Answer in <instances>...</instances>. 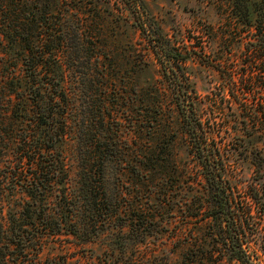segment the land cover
Returning a JSON list of instances; mask_svg holds the SVG:
<instances>
[{
    "label": "rangeland",
    "instance_id": "rangeland-1",
    "mask_svg": "<svg viewBox=\"0 0 264 264\" xmlns=\"http://www.w3.org/2000/svg\"><path fill=\"white\" fill-rule=\"evenodd\" d=\"M140 2L148 19L159 25L173 45L191 56L204 55L205 62L209 57L226 56L236 63L253 30L241 27L243 18L232 10L235 0ZM242 2L252 25L264 0ZM7 6L16 9L20 26L43 16L52 27L53 51L58 56L72 55L74 59L78 49L84 50V57L80 53L78 60H62L67 107L60 108L63 115L54 116L62 132L52 141L54 150L40 154L46 160L59 159L60 167L45 208L59 211L61 195L67 196L66 201L71 197L69 206L78 208V235L46 239L41 245L42 258L63 264L77 258L84 261L83 255H100L118 241L111 235L113 227L132 219L144 228L146 237L127 243L123 252L114 249L127 264H239L227 259L207 220L186 216L176 206L188 198L185 193L193 184L187 181L193 179L196 166L176 113L168 109L164 95L153 93L154 86L160 91L162 84L153 55L141 49L134 30V9L118 0H17L14 6ZM226 33L232 35L233 43L224 41ZM4 52L7 55L0 54L2 60L19 73L23 47L1 37L0 53ZM187 65L190 83L201 96L206 90L227 84L213 68ZM0 102L2 120L5 98L0 97ZM27 124L36 131L41 129L35 122ZM225 144L230 179L243 187L252 174L249 155L238 147L239 140ZM145 156L155 159L154 169ZM85 178L89 179L90 195ZM195 189L203 194L199 185ZM19 197L20 192L12 199ZM91 205L100 221L97 226L87 219ZM151 210L159 213L154 220L149 217ZM250 246L248 253L254 264H264V243L251 242Z\"/></svg>",
    "mask_w": 264,
    "mask_h": 264
},
{
    "label": "trees",
    "instance_id": "trees-1",
    "mask_svg": "<svg viewBox=\"0 0 264 264\" xmlns=\"http://www.w3.org/2000/svg\"><path fill=\"white\" fill-rule=\"evenodd\" d=\"M16 1L0 0V38L5 37L10 44L19 43L25 50L19 73L13 70L14 65L9 67L2 60L7 54L0 53L3 54L0 97L5 98L6 108L4 119L0 120V264H59L49 257L42 258L41 245L55 236L76 237L78 208L74 204L69 206L71 197L66 201L65 194L61 195L62 203L56 209L59 211L45 208L60 167L59 159L46 160L40 154L54 150L52 141L61 130L55 117L64 114L61 107H67L63 98L62 60H78L80 53L84 57V50L78 49L74 59L72 55L58 56L53 51L52 27L46 19L40 16L20 26L16 9H7V5L14 6ZM118 2L134 9V30L139 34L141 49L153 55L162 84L160 91L154 86L153 93L164 95L168 109L176 113L188 154L196 166L193 179L187 181L193 184L188 185L190 189L185 193L188 198L184 197L176 206L186 216L207 220L228 260L254 264L248 253L250 243H264V6L257 9L258 17L251 25L244 2H233V13L244 20L241 27L253 30L246 39L244 52L236 63H231L226 56L209 57V62H205L204 55L181 52L159 25L148 19L140 0ZM231 36L226 33L224 41L233 43ZM200 51L204 52L203 47ZM195 63L213 68L227 84L206 90L201 96L191 85L186 70V64ZM29 122H35L40 131L28 127ZM233 140L240 141L238 147L249 155L252 166V174L243 187L231 181L229 156L223 150L225 142ZM145 157L150 169H154L155 159ZM84 184L90 195L88 178ZM194 184L201 187L203 194ZM18 192L21 197L14 201L12 197ZM93 206L87 219L97 226L100 221L94 215ZM149 212L151 220L159 214L158 210ZM131 220L118 222L113 227L111 235L118 239L115 247L100 255H83L84 261L77 258L62 263L127 264L128 261L114 254V249L123 252L127 243L146 237L144 228Z\"/></svg>",
    "mask_w": 264,
    "mask_h": 264
}]
</instances>
